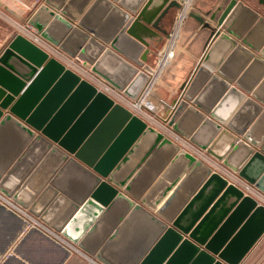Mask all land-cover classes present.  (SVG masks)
I'll list each match as a JSON object with an SVG mask.
<instances>
[{"label": "water", "instance_id": "1", "mask_svg": "<svg viewBox=\"0 0 264 264\" xmlns=\"http://www.w3.org/2000/svg\"><path fill=\"white\" fill-rule=\"evenodd\" d=\"M78 1L68 0L61 7L54 6L49 12V22L44 26L35 21L34 27L44 40L69 56H77L94 74L127 97L135 99L148 75L152 73L151 63H146L148 55L152 54L155 48L151 41L156 37L159 39L157 32H163L161 21L170 9L180 7L179 0H147L136 15L122 10L111 1L97 0L119 15L114 28L115 34L105 37L86 17L78 19V8L82 9L81 5L88 0ZM259 3L264 6V0H259ZM245 20H248L247 23L256 21V26L243 37ZM74 22H77L75 27ZM263 25V16L241 1L230 0L217 19L216 26L220 31L215 33V45L227 42L229 47L248 53L253 58L252 66L261 62L264 65L260 57L246 50L247 47L259 51V46L253 42L252 36L255 30ZM231 37L241 39L243 45H237ZM259 41L258 38L256 42ZM260 55L264 57V48L260 50ZM207 60L208 57L204 62L208 65ZM109 64L117 65L116 70L126 72L125 80L118 81L113 73L108 71L106 65ZM211 67L215 68L214 65ZM219 68L220 66L214 75L205 65H201L197 73H206V76H211V81H220L218 76L223 73ZM224 77L232 81L230 75ZM68 80L88 89L93 101L109 102L104 115L74 147L69 144L73 139V129H69L63 137L54 136L49 132V128L43 129V123L46 121L40 120V106L35 107L43 92L52 84L58 87ZM220 83L221 94H225V98L238 93L236 96L242 103L249 104L250 99L245 100V95L230 87L226 80H221ZM191 97L189 88L169 115L167 124L177 133H180L176 124L177 117L187 107L183 114L192 111L186 101H192L204 113H210L209 106L203 108ZM240 100L237 98L238 102ZM256 106L257 110H261L260 105ZM215 113L211 112L210 116L214 118ZM215 118L218 123L225 124L227 128L242 135L243 140L249 141L253 146L259 144L255 139L250 140L248 133H244V126L235 129L232 125L233 119L227 120V116ZM207 123L212 124L214 133L220 132V135L231 139L229 146L242 143L235 135H229L220 124L210 120ZM146 129L147 125L143 120L121 105L115 104L104 93L97 92L91 84L65 69L60 62L49 57L24 36L15 34L1 48L0 139H5L9 136L7 133L12 131L20 142L18 147L12 150L3 147L0 152L1 194L27 208L32 215L81 250L95 255L102 264H120L119 260L122 258L109 256L107 247L112 243L117 244L123 226L137 214L144 217L150 223L149 226H153L154 231L149 233L150 240L142 244L139 254L134 257L126 256L122 260L123 264H239L264 231L262 222V226L247 239L254 218L264 217V207L243 195L238 188L228 185L220 175L210 173L194 198L170 223L135 204L108 181L110 174L144 135ZM183 136L187 137L185 134ZM187 138L264 193V147H260L259 151L250 150L248 164L239 169L238 166L230 165L221 155H216L204 145L196 144L193 139ZM164 143L170 142L157 133L152 146ZM180 155L185 161L181 172L183 174L195 160L188 153L180 152ZM177 181L178 177L163 187L154 205L166 196ZM174 196L175 193H172L168 197L162 210ZM227 199L233 202L240 200L237 208H242V215L234 220L230 217L218 233H212L214 221L217 219L212 220L211 226L207 223ZM130 210L131 213L122 225L117 226L119 220L124 218L123 213ZM251 210L252 215L247 218L246 214ZM204 212L207 213L201 217ZM187 213H192V217L187 218ZM238 243L242 244V247L237 248ZM232 254L237 256L232 257Z\"/></svg>", "mask_w": 264, "mask_h": 264}, {"label": "crops", "instance_id": "2", "mask_svg": "<svg viewBox=\"0 0 264 264\" xmlns=\"http://www.w3.org/2000/svg\"><path fill=\"white\" fill-rule=\"evenodd\" d=\"M67 1L22 0V4H18L13 0H0V12L10 19L21 23H29L33 27L35 21L45 26L50 20L49 12L53 10L54 6L61 7ZM108 1L131 15H136L147 0ZM229 1L192 0L177 29V15L181 6L170 9L167 16L160 23L163 32L156 31L159 39L156 37L151 41L155 48L153 53L148 55L146 63H151L152 73L148 75L142 89L149 78L152 77L154 71L156 73L162 54L167 51L172 52V55L166 58L163 66L160 69L158 68L155 76L156 80L150 94V100L159 112L160 119L168 121L176 103L183 97V93L190 88L191 98L201 104L203 108L209 106L210 113L216 112L215 117L224 118L227 116V120L232 121L233 119L232 125L235 129L244 126V133H248L250 140L255 139L259 144L253 146L249 141L243 140L242 135H238L232 129L227 128L225 124L218 123L215 117H211L210 113H204L192 101H186L187 105L192 107V111L183 114L188 109L187 107L176 119V124L180 130L178 134L188 141L187 137L193 139L196 144L204 145L216 155H221L230 165L242 169L249 162L250 150L259 151L260 147H264V65L261 62L252 66L253 58L248 53L229 47L227 42L215 45L217 42L215 33L220 31L219 27L216 26V22ZM237 1H241L264 17V6L259 3V0ZM81 8H78L79 20L86 17L103 37L108 34H115L114 28L118 23L119 15L109 9L105 3L88 0L81 5ZM247 22L248 20L243 22V28H245L242 34L243 37L256 26V21ZM76 23H73V27L76 26ZM15 34L13 26L7 19L0 16V50ZM231 38L236 41L237 45H243L241 39ZM258 38L260 41L257 43ZM252 39L259 46V51L247 47L246 50L264 61V57L260 55V50L264 48V25L255 30ZM206 57H208L206 61L208 65L204 62ZM201 65H205L214 75L220 66L219 69H221L223 75L218 76V79L220 81L226 80L230 87L236 88L237 91L245 95V100L250 99L249 104L242 103L240 98L236 96L238 93L225 98V94H221L219 80L211 81V76H206V73H197ZM212 65L215 68L211 67ZM106 66L118 81L125 80L127 77L126 72L116 70L117 65L109 64ZM228 75L232 77V81H228L224 77ZM43 93L35 106L41 108L40 120L45 119L46 121L43 123V129L49 128L51 134L61 137L65 136L69 129H73L71 134L73 139L69 141V144L73 147L89 133L95 125L94 123L104 115L109 103L108 101H93V96L88 89L79 85V83L73 84L71 80L62 83L58 87L52 84ZM237 98L240 100L239 102ZM257 104L261 106V110H257ZM209 120L220 124L223 129L227 130L229 135H235L242 143L229 146L231 139L226 135H220V132L214 133L212 124L207 123ZM7 134L11 137L7 136L3 140L0 139V152L3 151V147H9L12 150L20 144L16 133L10 131ZM156 134L155 130L150 131V128L147 127L144 135L110 174L108 181L117 186L135 204L141 205L157 218L170 223L194 198L211 172L208 166L201 163L197 164L195 161L181 174L185 167V161L180 155L177 144L169 141L170 143L153 147L152 144ZM184 134L187 137H184ZM142 157H145V159L142 160ZM177 177L176 185L155 206L154 201L163 187L172 183ZM172 193H175L174 198L162 210ZM220 195L221 193L216 196L213 203ZM0 196L9 199L12 203L27 211L32 218L52 230L32 215L27 208L21 207L10 197H6L1 193ZM239 201L233 202L231 199L230 201L227 199L224 201L223 206L221 203L217 212L215 211L212 214L209 223H207L208 226H211L212 220L217 219L214 221L212 233H218L230 217L231 220L240 218L242 208H237ZM210 207L211 205L206 211ZM13 210L0 201V264H84L80 255L66 249L43 231L37 228H27L24 221L26 219ZM224 212L226 213L224 214ZM252 212L253 210L247 212V218L251 217ZM130 213L131 210L124 212V218L122 221L119 220L117 226H121ZM206 213L204 212L201 217ZM192 215V213H187L185 216L191 218ZM262 222H264V217L254 218L250 224L247 239L251 237L250 234H253L262 226ZM149 225L150 223L140 214L133 215L123 226L117 244L113 245L112 243L107 247L108 255L120 257L122 260L126 256L134 257L138 255L142 244L144 245L145 242L150 240L148 238L149 233L152 234L154 231L153 226ZM238 229L239 227L236 232ZM61 237L66 239L62 235ZM67 241L83 254L90 255L74 243ZM241 245L238 243L237 248L242 247ZM91 256L95 257V255ZM234 256H237V254H232V257ZM122 260H119L120 264H123ZM100 264L102 263L100 262ZM239 264H264V231L240 260Z\"/></svg>", "mask_w": 264, "mask_h": 264}, {"label": "built area", "instance_id": "3", "mask_svg": "<svg viewBox=\"0 0 264 264\" xmlns=\"http://www.w3.org/2000/svg\"><path fill=\"white\" fill-rule=\"evenodd\" d=\"M18 4H22V0H13ZM192 0H179L180 10L177 15V23L176 29L179 27L181 21L186 15L187 9ZM0 16L4 17L8 20V22L13 26L16 34H20L27 38L29 41L37 45L44 52L48 54L49 57L54 58L58 62H60L65 69L73 72L78 75L80 79L85 82L91 84L97 92L104 93L107 95L115 104H119L125 109H127L131 114L137 116L141 120H143L148 128L155 130V132L161 134L162 138H168L171 142L176 143L181 146L182 149L186 150L188 154H190L196 162L208 165L211 173H216L223 177L228 185H232L238 188L243 195L252 198L257 205L264 207V193L257 189L254 185L248 183L243 178H241L237 173L231 171L226 166H224L221 162L215 160L211 157L205 150L200 149L199 147L192 144L187 139L180 136L176 133L172 126L167 124V121L160 119L156 114V108H154L148 101L147 97L151 94V89L153 88L154 82L156 80L155 76L158 72V68L160 69L166 61V58L172 55V52L167 51L165 54H162L156 73L151 75L147 84L142 89L141 93L136 99H131L124 95L122 92L116 90L107 82H105L102 78L94 74L90 68L85 67L82 61L76 56H69L63 51H61L58 47L52 45L48 41L44 40L38 33V31L29 23H21L14 19H10L2 12H0ZM176 32V30H175ZM0 201L3 202V205L6 204L10 206L13 211L17 214H21L26 223L27 228H37L38 230L43 231L53 239H55L60 245L65 247L70 251H74L78 255H80L84 261V264H100V262L91 255H85L76 249L71 243H69L66 239L62 238L59 233H56L49 228L45 227L35 218H32L27 211L23 210L19 206L12 203L9 199L0 196Z\"/></svg>", "mask_w": 264, "mask_h": 264}, {"label": "rangeland", "instance_id": "4", "mask_svg": "<svg viewBox=\"0 0 264 264\" xmlns=\"http://www.w3.org/2000/svg\"><path fill=\"white\" fill-rule=\"evenodd\" d=\"M19 22V21H18ZM77 57V56H76ZM80 59V58H79ZM81 60V59H80ZM82 61V60H81ZM82 63H83V61H82ZM84 65V64H83ZM153 89V88H152ZM152 89H151V92H152ZM142 91V90H141ZM141 91L139 92V94L141 93ZM121 92V91H120ZM139 94L137 95V97L139 96ZM136 97V98H137ZM135 98V99H136ZM147 101L155 108V106L152 104V102H151V100H150V96H148L147 97ZM156 114H157V116L160 118V116H159V112L156 110ZM164 139H166V138H164ZM166 140H168V141H170L171 142V140L170 139H166ZM176 144V143H175ZM177 146V148H178V150H179V152H185V153H188L186 150H184V149H182L181 148V146H179V145H176ZM147 154H148V152H147ZM150 154V153H149ZM146 157V156H145ZM145 157H142V160H144L145 159ZM195 160V159H194ZM196 161V160H195ZM205 165V164H204ZM206 166H208V165H206ZM27 210V209H26Z\"/></svg>", "mask_w": 264, "mask_h": 264}, {"label": "bare ground", "instance_id": "5", "mask_svg": "<svg viewBox=\"0 0 264 264\" xmlns=\"http://www.w3.org/2000/svg\"><path fill=\"white\" fill-rule=\"evenodd\" d=\"M152 129L150 128V131H151ZM152 131H154V130H152ZM227 183V182H226ZM157 204H155V206H156Z\"/></svg>", "mask_w": 264, "mask_h": 264}]
</instances>
